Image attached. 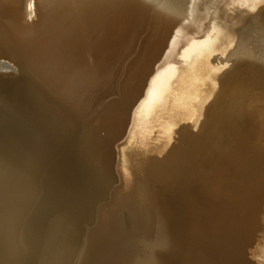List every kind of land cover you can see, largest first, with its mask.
Returning <instances> with one entry per match:
<instances>
[{
  "label": "bare ground",
  "instance_id": "obj_1",
  "mask_svg": "<svg viewBox=\"0 0 264 264\" xmlns=\"http://www.w3.org/2000/svg\"><path fill=\"white\" fill-rule=\"evenodd\" d=\"M187 7L185 0H0V63L18 70L0 91L24 126L0 137L7 180L0 186L25 193L20 205L35 208L0 216V264H94L96 250L95 264H206L209 256L264 264V0L240 6L249 12L238 24V12L232 16L240 25L227 23L233 32L218 17L221 29L213 23L218 31L203 37L202 8L188 21ZM185 31L193 41L156 71ZM226 72L228 99L217 82ZM211 102L220 116L201 143L183 150L182 136L208 121ZM97 204L96 226L84 237ZM241 236L248 250L237 246Z\"/></svg>",
  "mask_w": 264,
  "mask_h": 264
},
{
  "label": "rangeland",
  "instance_id": "obj_2",
  "mask_svg": "<svg viewBox=\"0 0 264 264\" xmlns=\"http://www.w3.org/2000/svg\"><path fill=\"white\" fill-rule=\"evenodd\" d=\"M193 1V2H192ZM185 0V3H186V6H189V7H187V14L188 15H186L187 16V20L189 19H192L193 17V14H194V16L196 15V13H197V11L199 10V8L201 7L202 8V11L200 12L201 13V15L203 16V17H201V15H200V19H201V22H204V23H201L202 24V26H201V28H200V33H197L198 35H199V37L201 36V37H203V36H205L206 34H209L210 32H212L213 31V28H214V24H215V27L216 28H219V29H221V27H222V24L220 23V26L219 25H217V24H219V23H214L213 22V20H217L216 18H218V17H222V18H224L225 20H227V21H224V20H222V21H224L225 23H224V25L226 26V29H230V32H233L232 31V29L231 28H229V26H231L232 27V25H234V24H236L237 22L238 23H241V21H238V18H239V20L241 19L242 20V16L241 15H243V18H244V16H246V13L248 14V10H247V12H245V14L243 13V12H241L240 11V6H242V5H246V3L248 2V0H241L240 2L238 1L237 3L235 2V0H221V1H217V0H202V2H200V1H195V0ZM209 1H211V5H210V3H209ZM196 2V3H195ZM216 2V3H215ZM220 4V3H222L223 5H225V6H222V4L221 5H219L218 3ZM244 2V3H243ZM191 3H194V4H191ZM188 4H191V6L190 5H188ZM198 5V4H201V5H198V6H196V5ZM205 4H206V6H205ZM217 4V5H216ZM216 5V6H215ZM249 5V4H248ZM207 6H208V10L210 11H212L214 8V6H215V8L216 9H214V13H213V11H212V13H211V11H210V13L213 15H211L210 13H209V11L207 10ZM221 6L222 7H225V8H221ZM195 9H194V8ZM229 7H234L235 9H232V10H230V9H228ZM192 8H193V11H192ZM206 8V9H205ZM210 8V9H209ZM237 8H239V9H237ZM242 8H245V7H242ZM241 8V9H242ZM197 9V10H196ZM205 9V10H204ZM217 9H218V13H217ZM220 9H222V10H224V11H220ZM226 9H228V10H226ZM247 9V8H246ZM246 9H244V11H246ZM194 10H196V12L194 11ZM203 10H204V14H202V12H203ZM235 12H234V11ZM237 10H239V11H237ZM192 12L191 14H190V12ZM227 11V12H226ZM195 12V13H194ZM237 12H238V14L240 13H242L241 15L239 14V16H238V14H237ZM209 13V14H208ZM206 14H207V16H206ZM235 14H237V16H236V18H237V20H235L236 18H235ZM209 15H211L212 17H210ZM228 16H229V18H228ZM232 16H234L233 18H234V20H235V22H234V20L232 19L231 20V18H232ZM192 17V18H191ZM207 17H209V18H207ZM214 17V18H213ZM203 18H204V21H202L203 20ZM208 20H207V19ZM211 18V19H210ZM213 18V19H212ZM228 18V19H227ZM199 18H198V20H200ZM188 20V21H189ZM211 22L210 23V25L209 24H207L206 22ZM214 23V24H213ZM230 24L229 26H228V24ZM232 23H234V24H232ZM237 23V24H238ZM208 25V27L210 28V30L209 29H206L204 26H206L207 27V25ZM227 24V25H226ZM236 24V25H237ZM246 24V23H245ZM245 24H241V28L240 29H242L244 26H245ZM204 25V26H203ZM213 25V26H212ZM243 25V26H242ZM218 26V27H217ZM224 26V27H225ZM235 26V25H234ZM233 26V27H234ZM238 26V25H237ZM237 26H235L233 29H235ZM240 26V25H239ZM239 26H238V28H239ZM212 28V29H211ZM215 29V28H214ZM216 30V29H215ZM216 31H218V29L216 30ZM196 35V34H195ZM194 35V32L193 31H185V32H183L182 33V35H181V40H180V42H179V47H178V49L176 50V52H174V49H173V51H172V53L170 54V55H166L165 56V58H163L161 61H160V63L159 64H157V69H156V71L158 70V68L159 67H161V66H163V65H169L170 63H172V62H170V61H173V58L174 57H177V56H175V54L177 53V51L179 50V49H182L183 47L182 46H184V45H188V43L189 42H191V41H193V40H190L191 39V37H194L195 36ZM229 37H231V35L229 36ZM203 39H201V43L203 42L202 41ZM227 41L229 42V43H234L235 41H236V37H232V39H229V38H227ZM223 46L225 47V45L223 44ZM223 47V48H224ZM175 48V47H174ZM179 52V51H178ZM182 52V51H181ZM232 53V52H231ZM230 53V54H231ZM192 56V55H191ZM196 60H194V62H195ZM188 62V61H187ZM184 64H186V63H184ZM257 66V65H256ZM253 66V67H255L256 69H260V68H258V67H261V64L259 65V66ZM235 68H237V69H239V70H243V69H247V67H246V65L245 64H243V63H241V62H237L236 63V65H235ZM189 70H191V69H189ZM231 70V69H230ZM17 72H18V70H17V67H16V65H14L13 63H11V62H8V61H4V63H0V83L2 82V81H4V80H7L9 77H11V76H14L15 74H17ZM231 72V71H230ZM230 72H226L225 73V75L224 76H222V78L221 79H218L217 80V82L220 84V86H221V88H222V93H223V97L225 98V99H228V95H229V93L230 92H232V90L231 89H228L225 85H226V82L229 80V76H228V74L230 73ZM232 73V72H231ZM196 75H198V72H193L192 73V71L190 72V74H189V76L188 77H195ZM202 75V74H201ZM7 78V79H6ZM213 78H215V77H213ZM226 81V82H225ZM209 83V82H208ZM3 94H2V93ZM0 93H1V95H0V125L2 126H0V137L2 138V137H4V135H5V137L7 136V135H18L19 133L17 132L18 130H19V132H21L22 133V130H23V124L22 123H19V122H17V118H16V116L14 115V112H12V110L11 109H8V106H7V103H8V100L6 99V94L3 92V91H0ZM200 94H197L196 96H195V98L197 99L198 98V96H199ZM227 102H229L228 100H226L225 102H224V104L225 103H227ZM197 104V103H196ZM212 102L210 103V104H208V106H206V114L209 112V111H211V115H208V121L205 123V124H202V120H201V124L198 126V128L197 129H192L193 131L192 132H194L193 134H189V132H187V136H182L183 137V139H182V142H181V146H182V149L184 150V148L185 147H187L188 145H192V144H194L193 145V147L195 146V144L196 145H198L199 143H201V138H202V136H203V134H204V132L206 131V129L207 128H209V126L208 125H210V124H215V122H216V120L218 119V117L220 116V109L218 108V107H216V108H214L213 109V107H212ZM218 109V110H217ZM15 118V119H14ZM14 120H16V121H14ZM15 123H17V124H15ZM18 125L19 124V126H20V128H19V126L18 127H15V125ZM22 124V125H21ZM10 125L12 126L11 128H13V127H15L16 128V132H13L14 134H9V129H11L10 128ZM23 126V127H22ZM82 126V125H81ZM4 128V129H3ZM14 128V129H15ZM81 129H83L82 127H80V128H78V131L76 130L74 133L76 134V132H77V134H76V136H78L79 134V131L81 130ZM3 132V133H2ZM7 132V133H6ZM75 134H73V135H75ZM2 139H5V138H2ZM193 147L191 148V149H193ZM247 148L245 147L244 148V150H246ZM242 152V151H241ZM61 156V152H59V153H57V157H56V159H58L59 160V155ZM118 154H119V152H118ZM263 153H261L260 155H262ZM184 155L186 156V155H190L191 157L193 156V152H186V153H184ZM55 159V158H54ZM55 159V160H56ZM202 159V158H201ZM200 160V159H199ZM254 160V159H253ZM255 161V160H254ZM52 162V161H51ZM51 162H50V164H51ZM4 172H5V170H4ZM47 172V171H46ZM46 172H44V175H43V178H42V180H44V176H46L47 175V173ZM2 173H0V185H6L5 184V182H7V180H6V178H4V177H6L4 174H2ZM2 178H3V181H2ZM3 182V183H2ZM152 183L150 182L149 183V185H151ZM167 184V183H166ZM3 185V186H4ZM8 185H9V181H8ZM156 186H158L157 184H155ZM261 186H263L262 187V190H264V183H262V184H260ZM1 188H0V216L2 217V220L3 221H5V220H8V219H15V218H17L18 216H24V215H26V212L28 213V212H30L31 214H34V209H30V208H26L25 209V207L21 204L20 205V203H19V201H22V197L25 195V193H21V192H19V191H17V190H15V189H12V188H4V187H2V186H0ZM156 187H152L151 188V190H154ZM139 190L141 189V186L138 188ZM11 190H12V192L15 194H13L12 192H11ZM199 190H200V188H198L197 189V192H199ZM110 191H112V187L110 188ZM259 191V190H258ZM5 192V193H4ZM9 194H8V193ZM41 192H43V191H41ZM167 192V191H166ZM165 192V193H166ZM2 193H3V196H2ZM45 193V191L42 193V196L40 195L39 197H42L43 199L45 198V196H46V193ZM111 193V192H110ZM159 193V192H158ZM164 193V194H165ZM6 194V195H5ZM11 194V195H10ZM44 194V195H43ZM15 197H14V196ZM169 195H171V193L170 192H168L167 193V196H169ZM210 196H212V194L210 193ZM261 196H262V194H261ZM224 197H226V196H224ZM21 198V199H20ZM41 198V199H42ZM108 199L110 198V195L107 197ZM156 198H158V197H156ZM40 198H39V201H38V203L39 202H41L42 200H41ZM108 199H105L104 200V202L106 201H108ZM5 201V202H4ZM10 201V202H9ZM14 201V203H12ZM105 202V203H106ZM137 202L138 201H136V204H137ZM9 203V204H8ZM17 203V204H16ZM38 203L36 204V206L38 205ZM113 203V202H112ZM6 204H8V205H6ZM14 204V205H13ZM104 204V203H103ZM114 204H115V202H114ZM11 205V206H10ZM113 205V204H112ZM111 205V208H113L112 210H116V208L114 207V206H112ZM214 205V204H213ZM213 205H211V207L213 206ZM9 206V207H8ZM14 206H15V208H14ZM18 206H19V208H18ZM35 206V207H36ZM140 208H143V212L146 214H148V211L146 210V206H145V204H144V202H141L140 203ZM6 207L7 208H9V209H6ZM21 207V208H20ZM98 207H99V204H97V206L96 205H94V210H95V220L93 219V222L91 221V222H89V223H87L86 224V226H85V229H84V237L87 235V233L89 232V230H90V228L91 227H95L96 226V215H97V210H98ZM5 209V210H4ZM15 209V210H14ZM30 209V210H29ZM14 210V211H13ZM32 210V211H31ZM111 209L109 210V211H112ZM135 210L137 211V212H139V209H137V207L135 206ZM26 211V212H25ZM15 212V213H14ZM21 212V213H20ZM20 213V214H19ZM9 214V215H8ZM19 214V215H18ZM29 216V215H28ZM127 216V215H126ZM127 218H128V216H127ZM29 220H30V218L28 219V220H25L24 221V223H29ZM136 224H139V218H135V220H133ZM124 222L125 223H127V222H129V219L126 221L125 219H124ZM23 223V224H24ZM26 223V224H27ZM262 223V222H261ZM130 224V223H129ZM28 225V224H27ZM262 226L264 225V223H262L261 224ZM130 226V225H129ZM51 228V230H53V227L52 226H50ZM103 228V227H102ZM141 228V226L139 225V229ZM41 228H40V226L38 227V228H36V230H35V233L37 234V233H39V231H41L40 230ZM105 230L107 229V228H104ZM243 229V228H242ZM104 230V231H105ZM242 231V230H241ZM241 231L238 233V235L241 233ZM101 232L103 233V231H102V229H101ZM108 232V231H107ZM50 233V231L47 233V235ZM136 234V233H135ZM46 235V234H45ZM137 239H139L138 238V236L137 237H135L131 242H130V245H129V248L127 249V251L129 252V259H128V261L130 260V259H132L138 252V249H139V247H138V240ZM249 240H250V243H252V244H256V239L254 238V237H252V236H250L249 235ZM110 242V241H109ZM51 244V245H50ZM50 244H48L45 248L44 247H42L43 248V250H45V251H48V250H52L53 249V247H54V244L53 243H50ZM244 246V249L245 250H248L250 247H251V245L250 244H247L246 242H245V236H241L240 238H239V240H238V242H237V246ZM81 246L83 247V243L81 244ZM81 246H80V250L82 249L81 248ZM47 247H48V249H47ZM41 248V249H42ZM42 251V250H41ZM98 252V250H96V252L93 254V260H94V264H95V261H96V259H98V257H99V253H97ZM231 252L233 253V255H235L234 254V252L231 250ZM79 253H80V251H79ZM77 257L78 256H76V258L75 259H77ZM217 260L212 256V257H208V259L206 260V264H217V263H214V262H216ZM127 262V261H126ZM126 262L125 263H122V264H126ZM73 264H80V263H76V261L75 262H73Z\"/></svg>",
  "mask_w": 264,
  "mask_h": 264
}]
</instances>
